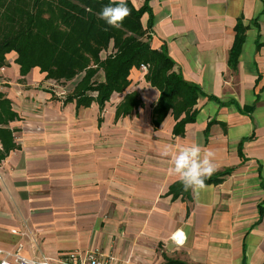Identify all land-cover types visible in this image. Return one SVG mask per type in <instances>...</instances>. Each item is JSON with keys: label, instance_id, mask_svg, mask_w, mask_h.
Wrapping results in <instances>:
<instances>
[{"label": "crops", "instance_id": "obj_1", "mask_svg": "<svg viewBox=\"0 0 264 264\" xmlns=\"http://www.w3.org/2000/svg\"><path fill=\"white\" fill-rule=\"evenodd\" d=\"M150 5L151 47L200 88L194 119L170 109L157 124L161 92L142 67L101 109L97 91L89 105L67 99L84 73L67 82L39 67L22 75L9 53L0 91L16 117L0 122L1 249L51 264L76 251L119 264H264V0ZM238 25L244 40L232 64ZM194 143L215 153V172L229 173L175 193L171 153Z\"/></svg>", "mask_w": 264, "mask_h": 264}, {"label": "trees", "instance_id": "obj_2", "mask_svg": "<svg viewBox=\"0 0 264 264\" xmlns=\"http://www.w3.org/2000/svg\"><path fill=\"white\" fill-rule=\"evenodd\" d=\"M110 0H0V70L8 65L7 55L17 53L16 63L26 75L34 67L46 72V78L67 82L84 73L68 100L89 105L97 91L101 109L112 93L122 92L130 85L134 67L147 66L146 79L160 90L154 107V120L159 124L170 111L187 112L188 120L197 103L200 88L188 83L174 70L175 63L163 50L151 47L154 24L150 0L136 8L127 0L130 15L120 28L109 27L99 18L103 5ZM149 14L146 27L142 17ZM244 40L243 29L231 51V63L237 62ZM103 73V80L96 79ZM136 94L129 95L127 100ZM126 104L118 107V114L126 111ZM133 106H130V110ZM11 101L0 91V122L14 119ZM229 172H214L209 183H219ZM179 190V191H178ZM175 193L184 191L178 182Z\"/></svg>", "mask_w": 264, "mask_h": 264}, {"label": "clouds", "instance_id": "obj_3", "mask_svg": "<svg viewBox=\"0 0 264 264\" xmlns=\"http://www.w3.org/2000/svg\"><path fill=\"white\" fill-rule=\"evenodd\" d=\"M129 15L127 0H110L99 12V18L112 28H120ZM163 155L168 157L170 149L166 148ZM170 159V171L178 176L185 191L191 189L193 193H197L206 188L205 181L216 171L215 153L198 143L177 149L171 153Z\"/></svg>", "mask_w": 264, "mask_h": 264}, {"label": "built area", "instance_id": "obj_4", "mask_svg": "<svg viewBox=\"0 0 264 264\" xmlns=\"http://www.w3.org/2000/svg\"><path fill=\"white\" fill-rule=\"evenodd\" d=\"M142 69L147 70V66L142 64ZM0 171V179H1ZM22 247L17 252H7L0 248V264H51V260L43 256L40 260L31 259L21 254ZM59 261L63 264H119L116 256L104 255L99 251H87L83 256L79 251L62 256Z\"/></svg>", "mask_w": 264, "mask_h": 264}]
</instances>
